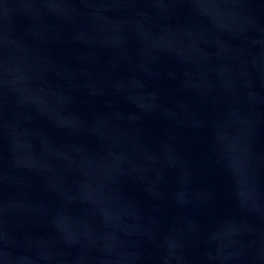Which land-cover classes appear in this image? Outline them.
<instances>
[{"label": "water", "instance_id": "95a60500", "mask_svg": "<svg viewBox=\"0 0 264 264\" xmlns=\"http://www.w3.org/2000/svg\"><path fill=\"white\" fill-rule=\"evenodd\" d=\"M0 264H264V0H0Z\"/></svg>", "mask_w": 264, "mask_h": 264}]
</instances>
